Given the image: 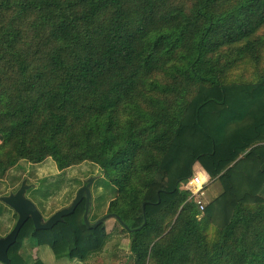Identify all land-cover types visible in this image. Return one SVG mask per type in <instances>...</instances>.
<instances>
[{
  "label": "trees",
  "instance_id": "1",
  "mask_svg": "<svg viewBox=\"0 0 264 264\" xmlns=\"http://www.w3.org/2000/svg\"><path fill=\"white\" fill-rule=\"evenodd\" d=\"M0 136V181L43 217L87 184L68 169L98 171L89 225L85 199L29 219L11 262L26 238L85 262L109 215L133 264H264V0H0ZM193 164L221 185L200 214ZM17 218L0 202V236Z\"/></svg>",
  "mask_w": 264,
  "mask_h": 264
},
{
  "label": "rangeland",
  "instance_id": "2",
  "mask_svg": "<svg viewBox=\"0 0 264 264\" xmlns=\"http://www.w3.org/2000/svg\"><path fill=\"white\" fill-rule=\"evenodd\" d=\"M0 141H1V136H0ZM89 169L93 170L94 172H91V174L89 175H83ZM14 172H15L14 170H11V173H14ZM67 174H68L67 175L68 178L70 176L81 177L82 182L84 184L88 183V181L91 180L90 185H92L95 179L98 178L97 168L95 166L93 167V165H91L89 162H83L79 164V166L71 167L70 169L67 170ZM10 177L11 176L4 178L6 180L5 182L0 181V197L7 196L10 193H15L13 190L17 187V184L15 182L11 183L9 181ZM31 180L34 181L33 179ZM23 183L26 185V180H23ZM82 187L83 185L80 186V188ZM58 192H60V189H58ZM64 192H66L65 189L62 190V194H64ZM77 192L78 190L76 191V194ZM220 192H221L220 183L218 181L212 182L206 189V193H205L206 204L209 203L211 200H213L215 197H217L220 194ZM82 196H85V192L82 193ZM51 200L52 198H48L47 200L46 199L44 200V204L46 205V207H45L44 217L42 216L43 220H47L50 217L49 216L50 213H53V211L59 208V203L54 199L52 201L56 202V206H54L51 210V206L54 205L52 204V202H50ZM83 201L84 200H82L81 202ZM0 202H3V201L0 200ZM47 216L48 218H45ZM10 217H11V214L6 210L3 213V216L1 217L3 219V224H1L3 227L5 226L7 228L8 225H10L11 223ZM103 223L105 227L107 228V231L110 233L108 241L105 244V247L101 251L96 252L93 255H91L88 258V260L85 262H80V261L78 262L77 260L65 261L66 258L65 257L63 258L62 254L56 255L54 259L52 257H47L45 256V252H47L46 249H48L49 246L47 245L39 246L38 244L34 243L32 238H26L23 242L22 247L18 251V254L14 255V257L12 256L11 263L12 264H20V263L25 264L22 259V257L24 256L28 259L29 263L27 264H133V257H132L133 255H131V252H130L129 232L120 228L118 224L116 223V220L113 217L107 218ZM5 230L6 229L0 226V231L4 232ZM0 264H3V263L0 262Z\"/></svg>",
  "mask_w": 264,
  "mask_h": 264
},
{
  "label": "water",
  "instance_id": "3",
  "mask_svg": "<svg viewBox=\"0 0 264 264\" xmlns=\"http://www.w3.org/2000/svg\"><path fill=\"white\" fill-rule=\"evenodd\" d=\"M90 181L91 180H89L86 185L78 190L72 204H70L68 207L60 209L52 216H50L47 220H43L42 215L36 208L35 204L25 196V192L28 186H26L24 183L15 193H10L7 196L0 197V200L10 206L18 215L17 221L10 232L5 236H0V262L3 264L11 263L8 251L10 247L16 242L17 236L22 226L29 219L31 220L35 229H51L56 223L62 221L64 216L72 213L76 209L78 204H80L81 201L85 199L84 221L89 225L87 212L89 207V200L91 198L89 189ZM83 192H85V196H82ZM108 217L109 215L102 217L90 226L95 227L96 225L105 221Z\"/></svg>",
  "mask_w": 264,
  "mask_h": 264
},
{
  "label": "built area",
  "instance_id": "4",
  "mask_svg": "<svg viewBox=\"0 0 264 264\" xmlns=\"http://www.w3.org/2000/svg\"><path fill=\"white\" fill-rule=\"evenodd\" d=\"M210 184V176L198 164H193L190 176L179 183V189L187 193L188 200L195 202L199 214L206 206L205 193Z\"/></svg>",
  "mask_w": 264,
  "mask_h": 264
},
{
  "label": "crops",
  "instance_id": "5",
  "mask_svg": "<svg viewBox=\"0 0 264 264\" xmlns=\"http://www.w3.org/2000/svg\"><path fill=\"white\" fill-rule=\"evenodd\" d=\"M47 250V252H45V256H47V257H52L53 259H54V257H56V254H55V252H54V250H52V249H50V248H48V249H46ZM15 255H17V254H15ZM63 258H64V256H63ZM19 259H20V257H19ZM20 261V260H19ZM65 261H69L68 259H65ZM74 261V260H73ZM79 262V261H78ZM21 264V263H20Z\"/></svg>",
  "mask_w": 264,
  "mask_h": 264
}]
</instances>
